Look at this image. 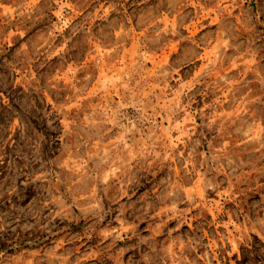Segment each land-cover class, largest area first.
I'll use <instances>...</instances> for the list:
<instances>
[{
	"label": "rangeland",
	"instance_id": "374dc122",
	"mask_svg": "<svg viewBox=\"0 0 264 264\" xmlns=\"http://www.w3.org/2000/svg\"><path fill=\"white\" fill-rule=\"evenodd\" d=\"M0 264H264V0H0Z\"/></svg>",
	"mask_w": 264,
	"mask_h": 264
}]
</instances>
